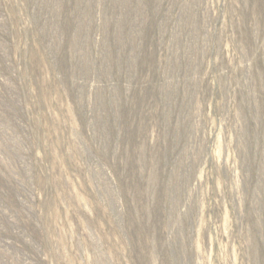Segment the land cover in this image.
I'll list each match as a JSON object with an SVG mask.
<instances>
[{
	"label": "rangeland",
	"instance_id": "rangeland-1",
	"mask_svg": "<svg viewBox=\"0 0 264 264\" xmlns=\"http://www.w3.org/2000/svg\"><path fill=\"white\" fill-rule=\"evenodd\" d=\"M0 264H264V0H0Z\"/></svg>",
	"mask_w": 264,
	"mask_h": 264
}]
</instances>
